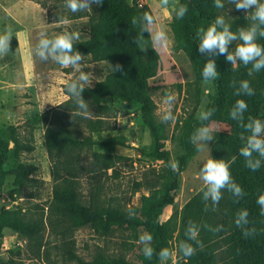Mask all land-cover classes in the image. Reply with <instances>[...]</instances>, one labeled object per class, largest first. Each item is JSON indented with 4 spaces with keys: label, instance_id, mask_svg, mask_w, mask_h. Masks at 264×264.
<instances>
[{
    "label": "rangeland",
    "instance_id": "374dc122",
    "mask_svg": "<svg viewBox=\"0 0 264 264\" xmlns=\"http://www.w3.org/2000/svg\"><path fill=\"white\" fill-rule=\"evenodd\" d=\"M128 1L136 7L147 4L156 17L153 30L162 27L169 33L167 47L156 51L158 68L149 81V93L157 106L158 122H162L159 117L164 108L162 98L165 92L175 94L172 109L175 119L162 123L166 126V149L172 161L179 165L185 154L179 141L182 127L191 120L202 123L198 113L208 110L217 95V86L214 81H201L198 91L195 86H188L196 81L195 69L186 53L175 49L171 27L176 18L175 10L183 5L182 0H168L165 8L160 6L161 0ZM98 15L95 0L91 9L78 13L66 9L64 0H0V33L7 29L13 36L10 52L0 56V136L9 142L10 149L14 148L12 137L18 138L24 148L18 157L10 154L6 170L23 165L29 172L26 185L17 194L13 193L15 176L6 178L0 208L21 210L36 231L34 236L24 237L5 229L0 264H80L78 259L87 262L98 254L137 260L143 253L142 244L138 242L141 232L74 227L66 220L74 222L75 202L83 205L96 203L121 210L139 207L142 195H148L145 189H139V182L151 169L165 170V164L151 156L154 142L136 102L119 97L106 98L103 105L108 109H102L83 96L90 109L84 115L75 109L66 92L67 83L81 70L90 75L92 83L89 88L110 77L123 80V68L119 62H94L91 56H84L81 68L74 71L71 67L61 68L52 60L42 61L35 55L42 32L51 36L78 31L79 41L87 40L90 23ZM144 33L149 38V33ZM223 71L224 99L232 106L239 82L247 78L238 76L237 68L233 69L227 61L223 63ZM260 73L259 81L264 85V70ZM249 76L247 80L252 86L257 80L256 72ZM261 93H264V86ZM197 99L199 103L196 105ZM258 118L264 119V98L259 105ZM50 126L66 128L75 138L88 144L61 155L58 161L51 160L45 146V133ZM212 126L217 129L215 139L227 129L219 122L212 123ZM215 139L209 142L210 153L207 149L198 152L193 144L195 151L179 175L175 203L164 208L161 222L172 215L179 216L190 199L205 187L198 172L209 154L212 156ZM102 140H115L118 144L101 146L96 143ZM96 153L111 157L110 168L104 164L93 165ZM65 180L72 184L65 185L59 199L56 191L59 192ZM257 259L258 264L264 262V254ZM230 262L250 264L239 258ZM166 264H178L176 251Z\"/></svg>",
    "mask_w": 264,
    "mask_h": 264
},
{
    "label": "trees",
    "instance_id": "16d2710c",
    "mask_svg": "<svg viewBox=\"0 0 264 264\" xmlns=\"http://www.w3.org/2000/svg\"><path fill=\"white\" fill-rule=\"evenodd\" d=\"M182 1L188 11L182 19L174 18L171 24L176 41L175 49L183 50L193 64L196 81L188 86L191 88L195 86L196 91L200 82L204 81L201 75L204 63L210 58L216 60L220 74L214 82L218 91L208 110L213 113L211 124L219 122L227 129L222 131L213 142L212 156L226 161L234 158L230 164V172L233 179L242 186L245 194L242 198H237L231 192L222 190V199L218 205L213 206L210 201L203 200V188L190 199L179 216L175 214L165 222L160 221L164 208L175 203L180 172L184 170L188 158L195 151L191 137L202 123L209 122L204 121L201 124L192 122L193 120L185 122L179 135L185 154L180 158L177 169L173 171L169 167L172 159L165 143L166 126L157 121V106L149 93V81L158 68L157 53L151 48V41L147 35L143 33L144 37H140L139 26L132 23L134 18L152 10L147 4L136 7L128 0H103L102 4H97L98 17L90 23V37L87 40L76 41L74 50L80 51L83 56H91L94 62L115 64L119 62L123 68L124 79L117 80L110 77L105 81L97 82L93 88L85 89L82 96L89 98L93 105L102 109H108L103 105L106 98L119 97L136 102L141 108L143 121L154 142L155 148L151 156L156 161L163 162L165 170L160 172L151 169L139 182V189L143 188L148 192V195H142L139 207L121 210L96 203L83 205L75 202L74 222L72 219H66L74 227L90 226L95 229L103 227L108 232L119 228L151 233L152 247L155 250L152 258H146L143 253L137 257V260L98 254L91 261L85 262L78 259L80 264H158L160 262L158 253L165 247L176 251L178 264H232L230 261L234 258L246 259L250 264H258L257 257L264 254V214H261L260 207L256 203L257 197L264 194V165L252 171L246 166L245 158L239 155V149L244 145L249 134L244 125L250 119L259 117V105L264 98V93L259 94L264 86L259 81L262 74L260 71L256 72L257 80L252 83L254 89L252 96L235 97L233 105L237 99L242 98L247 102L248 109L244 113L242 122L232 120L229 111L233 105L231 106L226 98L224 99L225 90L222 86L226 53L215 56L201 54L198 50L197 37V30L201 26L207 27L220 14L225 15L233 31L240 27H247L251 21L246 20L245 17L250 10H237L234 4H230L227 0L224 9H217L214 6V0ZM258 42L264 44V38H260ZM235 43L237 42L229 46L230 50L235 47ZM142 47L146 48L141 49ZM250 67L251 65H239L238 76L249 79ZM198 103L199 99L196 105ZM189 119H192V116ZM12 141L14 148L10 149L9 142L0 136V197L8 176H15L13 193L17 194L26 185L29 175L27 168L23 165L6 170L10 154L18 157L24 149L18 138L12 137ZM96 143L101 146L118 144L115 140H102ZM87 144L88 142H81L70 130L63 127L50 126L45 133V146L51 160L58 161L61 155ZM101 164H104L107 169L110 168L111 157L106 154H94L93 165L99 167ZM66 184L70 186L72 183L70 180H65L59 192L56 191L59 199L62 198ZM242 209L249 213V224L243 228L237 227L234 223L237 213ZM190 222L200 226L199 239L202 247L197 245L195 254L185 258L178 251V246L181 241L186 240L185 229ZM217 226H220V230L214 231ZM5 229H11L24 237L34 236L36 232L34 226L25 220L21 210L0 208V255ZM248 229L255 231L245 236L244 232Z\"/></svg>",
    "mask_w": 264,
    "mask_h": 264
},
{
    "label": "clouds",
    "instance_id": "9594fccd",
    "mask_svg": "<svg viewBox=\"0 0 264 264\" xmlns=\"http://www.w3.org/2000/svg\"><path fill=\"white\" fill-rule=\"evenodd\" d=\"M226 0H214V6L217 9L225 8ZM230 4H234L237 10H250L246 13V20L251 23L247 27H240L233 31L231 24L227 22L225 15H217L215 20L207 27L201 26L197 30L198 50L201 54L207 56H215L216 54L223 55L226 53L225 59L231 63V67L236 69L239 65L248 66L249 75L253 72H259L264 69V44L259 43L260 38H264V0H227ZM65 7L72 13L83 12L91 9L93 0H64ZM95 3L102 4L103 0H95ZM162 8L168 6V0H161ZM186 5H181L175 10L176 19H182L187 13ZM133 24L139 26L140 37H144L143 33H149L151 48L155 51L167 47L169 43V33L164 28L154 29L156 17L152 12H144L132 21ZM12 32L4 30L0 33V56H5L10 52V42L12 40ZM81 39L78 31H64L59 34L48 35L42 32L40 39L35 48V55L42 61L52 60L61 68L71 67L74 71L81 68V63L84 56L78 50H74V43ZM136 42H138L136 40ZM234 42L235 47L230 50V45ZM146 47H142L144 49ZM220 72L217 70L215 58L207 59L204 63L201 75L204 82L214 81ZM90 75L85 71H79L75 79L71 80L66 85V92L71 98L75 109L84 115L90 111L89 103L83 98L82 93L91 86ZM254 89L250 81L245 79L239 82L236 88L237 96H252ZM176 97L174 92L166 91L162 104L164 106L160 120L168 122L175 119L172 111ZM248 109V104L244 99H237L229 111V116L232 120L243 121L244 113ZM211 110H202L198 113V119L202 123L191 137V142L195 145L198 152L209 150V142L216 137L217 129L211 124ZM244 127L249 134L246 137V142L239 149V155L245 158L246 166L256 171L264 165V119H250ZM255 154V155H254ZM234 161H226L225 159H215L209 154V158L199 168V178L204 183L203 200L210 201L213 206L218 205L222 199L223 191L227 190L234 197L242 198L244 190L232 177L230 172V164ZM169 167L175 171L178 167L177 162L170 161ZM256 203L260 207L261 214H264V194L257 197ZM131 215V211H130ZM249 213L247 210H240L234 220L237 227H244L249 224ZM220 226H217L214 231H219ZM254 229H248L244 232L245 236H249L254 232ZM200 226L190 222L185 229L186 240L181 241L178 246V251L183 257L188 258L195 254L199 245L202 247V242L199 239ZM153 236L151 233L144 232L139 235L138 242L142 244L141 251L146 258L151 259L154 254L152 247ZM174 255V250L170 248H162L159 253L161 264H166L170 257Z\"/></svg>",
    "mask_w": 264,
    "mask_h": 264
}]
</instances>
